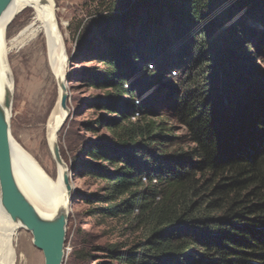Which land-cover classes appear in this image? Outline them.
I'll list each match as a JSON object with an SVG mask.
<instances>
[{
    "label": "trees",
    "instance_id": "obj_1",
    "mask_svg": "<svg viewBox=\"0 0 264 264\" xmlns=\"http://www.w3.org/2000/svg\"><path fill=\"white\" fill-rule=\"evenodd\" d=\"M109 10L89 29L106 67L94 104L115 116L71 169L104 182L80 198L136 222L142 239L85 260L264 264V78L249 72L253 51L264 65V0H115ZM154 81L181 86L170 105L183 135L134 100Z\"/></svg>",
    "mask_w": 264,
    "mask_h": 264
},
{
    "label": "rangeland",
    "instance_id": "obj_2",
    "mask_svg": "<svg viewBox=\"0 0 264 264\" xmlns=\"http://www.w3.org/2000/svg\"><path fill=\"white\" fill-rule=\"evenodd\" d=\"M53 2L65 37L67 54L64 78L67 117L59 127L58 143L61 157L71 169V162L76 157L85 156L88 143H97L102 136L108 135L103 120L115 116V113L99 110L94 104L97 98L104 97L107 92V89H103L96 80V76L103 74L106 67L96 57L103 49L102 38L93 29H89L93 19L110 11L109 8L115 0H53ZM30 13V9L26 8L15 16L7 26L4 41L0 46V59L2 57L4 64L11 70L15 82L10 133L21 144L31 161H34L50 180H54L55 162L46 144L45 126L56 105L59 84L47 65L43 38H36L18 48L13 47L11 43L16 31L30 17ZM116 27L115 24L109 33L114 35ZM252 54L255 64L252 70H249L250 77L262 79L264 65L257 59V52L253 51ZM173 72L174 69L170 70L171 74ZM180 90L181 86L177 85L174 88L164 85L163 81H154L134 100L146 103L150 101L151 105H154L153 119L169 127L172 135L181 136L185 133V128L177 120L170 105ZM21 93L24 99H20ZM153 98L157 99L155 103L152 101ZM179 146L181 144L176 147ZM24 170L30 177L28 165ZM71 184L73 191L68 205L63 264H89L85 260L87 254L96 253L95 249L98 247L120 243L130 246L142 239L141 229H137L136 222L131 224L121 217H107L96 210L106 205L87 203L80 198L81 194L101 190L104 182L79 177L75 171ZM14 247V264H44L41 251L33 246L32 235L25 228L19 229Z\"/></svg>",
    "mask_w": 264,
    "mask_h": 264
},
{
    "label": "bare ground",
    "instance_id": "obj_3",
    "mask_svg": "<svg viewBox=\"0 0 264 264\" xmlns=\"http://www.w3.org/2000/svg\"><path fill=\"white\" fill-rule=\"evenodd\" d=\"M29 8L30 17L16 31L11 40L13 47L18 48L36 38H43L46 45L47 65L59 84V96L56 105L47 118L45 126V138L48 150L55 162V179L50 180L40 167L31 161L23 147L10 136V147L14 175L18 186L33 204L36 211L44 218H51L60 211H68L70 196L63 182L66 166L60 154L58 143V130L62 124L67 110L61 108L59 102L61 95L67 97L66 83L64 81L67 68V54L65 50V37L61 24L57 18V8L53 0H13L0 18V46L4 41L7 26L21 11ZM65 87V90L62 89ZM15 82L12 72L0 59V102L7 100L10 105L7 109L11 117L12 96ZM20 99L24 95L20 94ZM58 149L62 162L54 156V150ZM29 167V177L24 167ZM21 225L13 222L0 205V264H14L15 239Z\"/></svg>",
    "mask_w": 264,
    "mask_h": 264
},
{
    "label": "water",
    "instance_id": "obj_4",
    "mask_svg": "<svg viewBox=\"0 0 264 264\" xmlns=\"http://www.w3.org/2000/svg\"><path fill=\"white\" fill-rule=\"evenodd\" d=\"M12 1L0 0V18ZM66 99V94L61 95L59 104L67 110ZM9 105L7 100L0 102V205L13 222H18L31 233L32 244L41 251L44 264H63L68 211H60L51 218L42 217L18 186L12 165ZM54 156L62 162L58 149L54 150ZM65 166L63 182L71 197L74 171Z\"/></svg>",
    "mask_w": 264,
    "mask_h": 264
},
{
    "label": "built area",
    "instance_id": "obj_5",
    "mask_svg": "<svg viewBox=\"0 0 264 264\" xmlns=\"http://www.w3.org/2000/svg\"><path fill=\"white\" fill-rule=\"evenodd\" d=\"M172 74L175 75V72H173Z\"/></svg>",
    "mask_w": 264,
    "mask_h": 264
}]
</instances>
